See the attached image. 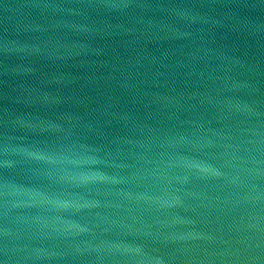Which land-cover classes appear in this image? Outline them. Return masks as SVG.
<instances>
[{"label":"water","instance_id":"1","mask_svg":"<svg viewBox=\"0 0 264 264\" xmlns=\"http://www.w3.org/2000/svg\"><path fill=\"white\" fill-rule=\"evenodd\" d=\"M0 264H264V0H0Z\"/></svg>","mask_w":264,"mask_h":264}]
</instances>
